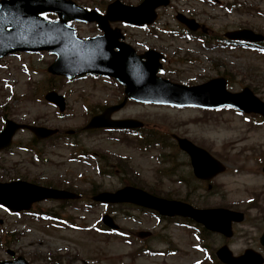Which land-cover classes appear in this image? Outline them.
I'll return each instance as SVG.
<instances>
[{
    "label": "rangeland",
    "instance_id": "rangeland-1",
    "mask_svg": "<svg viewBox=\"0 0 264 264\" xmlns=\"http://www.w3.org/2000/svg\"><path fill=\"white\" fill-rule=\"evenodd\" d=\"M75 1L89 7L101 5L98 0ZM103 1L107 4L112 0ZM120 1L126 5L140 2ZM210 1L212 4L171 0L167 7L157 11L158 25L174 30L175 14L181 13L208 27L211 35L242 28L264 35V0ZM75 29L81 38L96 32L90 24L77 25ZM125 31L131 37L127 43L132 46L135 42L144 43L165 53L162 77L177 83L195 81L194 84L205 78L223 77L229 82V91L237 92L247 86L264 101V56L240 49L214 48L213 44L209 51L195 52L197 44L194 47L187 40L169 39L162 34L157 40L146 37L145 32ZM179 47L185 51L176 49ZM188 54L198 62L181 64ZM52 61L53 57L45 52L20 53L0 60V130L3 118L20 124L56 128L61 133L76 130L88 122L90 112L121 100V92L113 83L88 80L68 84L62 79L51 78L46 68ZM196 75H200V79ZM50 88L64 96L63 114H58L56 108L44 101L43 96ZM112 118L142 121L149 146L142 147L139 138L128 134L104 130L78 133L80 136L74 142L80 148H71L67 138L34 142L28 131L16 134L13 146L0 153V181L19 178L52 186L62 182L61 186L83 197L71 204L42 203L33 210L59 214L66 220L63 223L39 221L28 214L11 215L0 208V244L6 243V249L23 256L29 264H214L194 247L192 235L195 232L192 230L175 223H157L151 215L130 207L117 208L118 211L113 212L114 209L105 211L99 204L88 205L94 187L113 191L118 189L119 183L129 182L159 197L186 200L197 208L222 207L243 212L244 222L233 226L234 235L225 243L235 255L251 248L264 256L258 243L264 230V174L261 173L264 125H255L253 118L244 120L230 110L207 112L130 102ZM152 134H156L160 145L150 142ZM172 134L206 149L226 166V172L210 183L211 189L208 184L190 177L188 159L174 151L171 145ZM75 150L114 164L111 173L115 175L97 174L102 164L97 158L99 165L90 159L72 162ZM170 155L175 160L170 168L176 164L171 171L165 165ZM251 200L253 202L249 203ZM103 215L113 219L122 231L120 236L97 231V223ZM139 233L151 236H139ZM206 242L212 253L211 250L224 240L213 235L206 238ZM161 251L175 254L161 257L158 255ZM4 258V249H0V259Z\"/></svg>",
    "mask_w": 264,
    "mask_h": 264
},
{
    "label": "water",
    "instance_id": "water-1",
    "mask_svg": "<svg viewBox=\"0 0 264 264\" xmlns=\"http://www.w3.org/2000/svg\"><path fill=\"white\" fill-rule=\"evenodd\" d=\"M167 3L168 0H145L137 8H126L115 2L108 7L106 15L100 17L92 12L83 13L73 8L69 2L64 0H1L0 57L16 50L31 52L47 50L57 56L55 63L48 68V72L54 75H65L70 78L80 73V71H94L93 69L96 66H100L99 68H102V71L112 74L126 83L127 90L125 92L130 97L158 102H164L168 98L173 100L176 95L181 93L179 92V88L167 82H161L153 77L157 68V58H151L149 55H146L147 62L145 64H141L140 62L141 70L145 76V83L136 85L132 83L129 77V63L131 61L139 63L140 57L134 56L131 50L118 44L105 26L108 19L138 24L149 23L154 19V9ZM45 12L57 13L60 21L49 23L38 17V14ZM72 19L85 22L96 21L105 32V36L101 39L103 42L100 45L96 44L95 40L78 42L71 35L68 37L72 38V41L67 42V33L60 26H64L66 21ZM243 33L242 36L235 38L250 40L251 35L246 32ZM114 47H120V52L113 53ZM212 90L211 99L213 100L226 101L230 96L224 95L219 91L216 92L214 89ZM244 95L247 98L251 96L248 91ZM45 98L58 105L60 110L63 109L60 97L50 93ZM120 106L110 108L102 116L93 118L88 128L117 126L118 123L110 122L108 117L112 111L118 109ZM254 109L264 116L263 104L257 102ZM250 110L253 111V108ZM22 128L30 130L37 138H46L54 133V131L43 128L15 125L8 122L4 131L0 133V149L7 147L14 132ZM179 145L189 154L194 173L198 178L209 179L214 174L223 170L203 150L196 148L191 143L179 140ZM74 197V195L66 192L37 187L19 181L0 185V204L14 212L27 210L33 202L43 199H68ZM97 200L104 202H133L157 210L165 216L180 215L190 217L204 223L207 228L221 232L226 236L231 235V221L238 222L242 220L241 214L225 210L198 211L181 202L157 199L132 188H125L115 194H102ZM261 241L264 243V235ZM217 254L223 262L229 264L261 263L260 257L250 252H247L245 256L240 258H232L225 249L219 251ZM0 264L27 263L24 259L18 258L12 262H0Z\"/></svg>",
    "mask_w": 264,
    "mask_h": 264
},
{
    "label": "snow or ice",
    "instance_id": "snow-or-ice-1",
    "mask_svg": "<svg viewBox=\"0 0 264 264\" xmlns=\"http://www.w3.org/2000/svg\"><path fill=\"white\" fill-rule=\"evenodd\" d=\"M42 18H45L46 19V17H43V16H42Z\"/></svg>",
    "mask_w": 264,
    "mask_h": 264
}]
</instances>
